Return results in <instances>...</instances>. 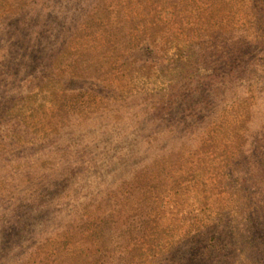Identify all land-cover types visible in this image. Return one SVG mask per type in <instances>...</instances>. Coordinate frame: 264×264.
Masks as SVG:
<instances>
[{
  "label": "rangeland",
  "instance_id": "obj_1",
  "mask_svg": "<svg viewBox=\"0 0 264 264\" xmlns=\"http://www.w3.org/2000/svg\"><path fill=\"white\" fill-rule=\"evenodd\" d=\"M0 264H264V0H0Z\"/></svg>",
  "mask_w": 264,
  "mask_h": 264
}]
</instances>
